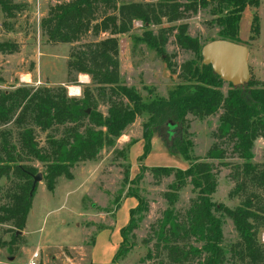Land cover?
Returning a JSON list of instances; mask_svg holds the SVG:
<instances>
[{"label": "trees", "instance_id": "16d2710c", "mask_svg": "<svg viewBox=\"0 0 264 264\" xmlns=\"http://www.w3.org/2000/svg\"><path fill=\"white\" fill-rule=\"evenodd\" d=\"M69 0L51 7L40 21L41 36L46 44L73 45L91 36L108 37L72 49L66 67L69 76L89 77L92 89L86 87L81 98H69L61 87L32 88L20 86L12 91H0V182H10L2 195L0 187V225L13 230L8 243L14 245V234L22 231L31 208L29 196L32 176L38 172L27 162L43 166L42 178L49 192H53L59 178L72 180L71 170L81 163L96 162L102 149L112 150L114 160L123 159L122 189L126 198H134L137 206L129 211V220L119 234L121 242L110 264H117L132 250L130 238L147 211L145 202L136 193L144 174L150 172L154 180L171 178L168 191L163 194L166 208L145 243L154 241L140 264H264V244L260 230L264 227V167L253 163V146L257 139L264 140V83L250 79L242 87L224 83L210 67L200 68L201 43L187 34V25L163 28L208 9L212 17L210 26L218 29L216 40L239 41V25L247 8L257 10L258 0ZM20 5L11 0H0L5 17L20 12ZM134 22H140L143 33L139 42L161 54L174 32L176 47L192 54L193 59L178 68L170 59L166 67L177 83L166 98L155 97L146 87V96L121 83L117 37L131 32ZM158 27L156 34L151 30ZM250 31L259 35V18L255 13ZM214 41V40H212ZM211 42V41H209ZM208 43V42H207ZM242 44V43H241ZM17 47L0 42V54L11 55ZM70 82H76V79ZM0 85L2 79L0 78ZM106 105V113L98 105ZM89 112L87 113V111ZM218 125L212 137L216 140L203 159L192 154V144L186 136L187 116L198 121L218 115ZM145 118L142 125L143 153L138 159V174L130 179L129 150L135 141L115 149L117 141L137 118ZM177 124L167 144L169 156L179 157L187 164L181 170L170 167L148 168L142 163L152 150L151 138L162 130ZM10 126V128H8ZM35 131L46 134L40 147ZM241 163L235 166V181L231 198L243 196L241 203L229 209L212 202L217 179L211 161L221 166L226 149ZM264 161V150L262 155ZM26 162V163H25ZM187 185L194 194L188 208L180 213L176 209L179 192ZM120 196L114 201L115 211L120 208ZM106 212H109L106 210ZM232 222L238 240L230 249L223 247V219ZM111 228L100 227L96 233ZM130 236V237H129ZM96 237V236H95ZM95 240V238H94ZM92 241V245L94 244Z\"/></svg>", "mask_w": 264, "mask_h": 264}, {"label": "rangeland", "instance_id": "374dc122", "mask_svg": "<svg viewBox=\"0 0 264 264\" xmlns=\"http://www.w3.org/2000/svg\"><path fill=\"white\" fill-rule=\"evenodd\" d=\"M11 1L22 8L20 12H13L10 18L5 17L0 9V42H10L17 47V50L11 55L0 54V78L2 79L0 91H12L20 86L32 88L61 86L66 93L68 87L76 88L79 96L75 99L81 98L83 90L86 87L92 89L93 86L87 76L79 75L77 78L75 74L69 76L66 67L69 55L74 47L105 39L108 35L101 34L97 39L87 36L80 43L73 45L46 44L41 36L40 21L46 17L51 7L69 0ZM148 1L154 3L159 0ZM258 1L257 10L247 8L242 15L239 41L248 49L250 79L264 83V0ZM255 13L259 18V35L253 38L250 23ZM211 19L208 9H200L196 14H188L185 19L174 24H166L163 20L161 27L186 24L188 36L197 38L203 46L209 41L216 40L218 29L209 25ZM158 29V27L151 28L154 34ZM142 33L141 23L134 22L129 34L117 37L121 83L134 89L143 97L146 96V91L143 90L146 87L155 97L166 98L168 90L178 82L176 76H171L168 71L166 59H170L178 68L182 63L193 59V56L176 47L174 32L161 54L153 52L139 42ZM70 78L76 79V82H70ZM227 88V84L224 83L223 94ZM97 109L103 115L106 113L105 104L100 103ZM218 116L219 114L202 121L187 116L186 136L192 144L194 157L203 159L207 150L216 143L212 135L218 125ZM144 122V117L137 118L120 137L115 147L118 150L130 141H135L129 150L131 180L138 174L137 162L143 153L142 125ZM174 130L173 127L162 130L151 138L152 151L142 161L145 167L186 169L187 164L183 163L179 157L174 158L168 154L169 148L166 146L171 143ZM35 137L39 146L43 147L46 134L35 131ZM223 148L226 149V159L223 163L227 166L211 161L217 179L216 191L211 200L217 206L233 209L243 199V196L234 198L229 196L235 187L232 173L241 161L232 155L229 146H223ZM263 150L264 140L257 139L252 150L253 163L260 168L264 167ZM114 157L112 150L102 149L96 162L81 163L71 170L72 180L59 178L53 192L47 190L42 178V181L36 185L25 227L22 231H18L21 234L13 235L16 239L14 245L0 247V264H28L35 253H38L37 264H92L91 245L98 229L113 228L118 211H115L113 201L120 196L122 204L126 198L127 188L120 194L122 171L126 162L123 159L115 161ZM26 165H32L38 173L43 174L44 168L39 163L27 162ZM171 180V178H164L157 182L150 172L144 174L136 193L145 202L147 211L143 214L137 229L132 233L133 238H130L133 244L132 250L117 264H140L139 260L145 257L146 250L152 249L154 241L148 244L144 241L152 235V229L157 225L166 208L163 194L168 191ZM10 186L9 181L0 182L2 195ZM192 198L194 194L191 192V186L187 185L179 192L177 211L183 213ZM134 200L137 206V201ZM4 202L1 200L0 205ZM9 228L8 225H0V242L10 241L13 230ZM222 234L223 247L228 250L236 243L238 237L232 222L227 218L223 219ZM260 242L264 244V227L260 230ZM100 244H102L101 239L98 242V245Z\"/></svg>", "mask_w": 264, "mask_h": 264}, {"label": "water", "instance_id": "95a60500", "mask_svg": "<svg viewBox=\"0 0 264 264\" xmlns=\"http://www.w3.org/2000/svg\"><path fill=\"white\" fill-rule=\"evenodd\" d=\"M200 68L210 67L220 81L232 87H242L250 80L248 49L245 45L227 40H214L204 44L200 50ZM89 110L87 111V113ZM174 129L177 124L169 125ZM42 181L40 173L32 176L31 197L36 185ZM21 234L16 232L15 235Z\"/></svg>", "mask_w": 264, "mask_h": 264}, {"label": "crops", "instance_id": "0c3cea01", "mask_svg": "<svg viewBox=\"0 0 264 264\" xmlns=\"http://www.w3.org/2000/svg\"><path fill=\"white\" fill-rule=\"evenodd\" d=\"M138 144V143H137ZM136 206L133 198H125L115 215L113 228L98 233L91 249L90 259L92 264H109L121 242L120 230L129 220V211ZM101 239L102 244L98 245Z\"/></svg>", "mask_w": 264, "mask_h": 264}, {"label": "built area", "instance_id": "2783aa9c", "mask_svg": "<svg viewBox=\"0 0 264 264\" xmlns=\"http://www.w3.org/2000/svg\"><path fill=\"white\" fill-rule=\"evenodd\" d=\"M67 96L69 98H77L79 96V92L76 90V88H67ZM38 261V253H35L31 257V261L28 264H37Z\"/></svg>", "mask_w": 264, "mask_h": 264}, {"label": "flooded vegetation", "instance_id": "af4514ba", "mask_svg": "<svg viewBox=\"0 0 264 264\" xmlns=\"http://www.w3.org/2000/svg\"><path fill=\"white\" fill-rule=\"evenodd\" d=\"M175 129H177V128H175Z\"/></svg>", "mask_w": 264, "mask_h": 264}, {"label": "bare ground", "instance_id": "6f19581e", "mask_svg": "<svg viewBox=\"0 0 264 264\" xmlns=\"http://www.w3.org/2000/svg\"><path fill=\"white\" fill-rule=\"evenodd\" d=\"M77 90V89H76Z\"/></svg>", "mask_w": 264, "mask_h": 264}]
</instances>
